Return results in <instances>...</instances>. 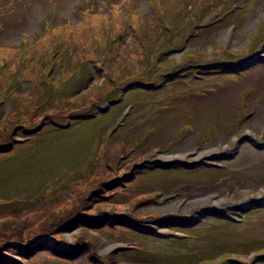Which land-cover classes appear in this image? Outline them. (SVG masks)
<instances>
[{"label": "rangeland", "instance_id": "374dc122", "mask_svg": "<svg viewBox=\"0 0 264 264\" xmlns=\"http://www.w3.org/2000/svg\"><path fill=\"white\" fill-rule=\"evenodd\" d=\"M12 2L13 11L22 14L17 15L21 21L10 30L2 22L0 41L14 40L30 32L32 26L38 29V18L50 0ZM64 2L49 23L66 16L76 20L81 10L99 6V2L88 0H56L57 5ZM263 3L177 0L160 8L151 2L148 7L155 10L157 19L150 23L129 21L122 16L127 10L123 7L120 30L105 20L91 24L84 44L81 36L74 44L59 41L42 65L37 60L52 51L39 55L22 42L10 72L1 74L0 64V76H9L13 94L3 103L0 115L5 120L0 129V264H52L53 259L61 260L57 257L72 264H264V131L249 124L264 106H259L264 102V69L259 60L244 66L264 45V13L250 25L255 13L262 12L253 10ZM210 7L216 8L221 18L220 30L199 38V33L191 32L211 26ZM150 26L155 33L164 34L148 36L145 31ZM227 27L235 28L227 32ZM130 28L138 34L133 41ZM172 30L182 35H174ZM189 33L183 41V35ZM200 39H204L203 46L182 57L183 51L192 50ZM4 47L0 53L12 54L13 50ZM209 49L212 54L218 52L219 58L209 55ZM223 56L224 63L201 66ZM206 68L220 73H231L225 69L255 70L251 80H241L235 86L234 75L230 81L217 82L214 92L193 84L187 85L184 93L178 91L184 87L176 80L182 72ZM224 77L204 73L201 82L210 84ZM91 78L80 89L79 85ZM162 78L170 82L164 90H143L142 86L158 87ZM167 89L173 94H166ZM70 93L75 116H66L68 110L62 103L53 102L56 97L67 99ZM97 108L105 114L67 131L43 130L26 147L9 151L12 146L24 145V138L33 137L45 126L71 117L82 119L81 113L91 116ZM248 127L256 129L254 138L246 137ZM106 131L115 133L102 150ZM185 142L191 149L184 147L185 157L177 158L173 152ZM247 144L256 149L255 157L249 155L252 148ZM204 148L224 151L196 158V152ZM64 150L71 156L87 152L88 158L69 163L65 153L54 158ZM168 154L177 159L165 158ZM194 162L192 169L180 167ZM138 173L141 175L134 176ZM224 180L229 181L232 201L219 209L206 204L181 214L164 213L166 204L174 201L179 205L180 197L191 193L190 185H214L207 188L216 186L225 198ZM205 208L209 210L200 211ZM15 212L20 216L9 217ZM188 216L202 218L177 226L189 220ZM37 251L40 253L30 258ZM62 252L66 255H56Z\"/></svg>", "mask_w": 264, "mask_h": 264}, {"label": "bare ground", "instance_id": "6f19581e", "mask_svg": "<svg viewBox=\"0 0 264 264\" xmlns=\"http://www.w3.org/2000/svg\"><path fill=\"white\" fill-rule=\"evenodd\" d=\"M259 14H260V12L257 11L255 13V15L253 16L252 20L256 19V17H258ZM251 21H250V24H251ZM263 112H264V106L257 111V114L249 121V124L253 125V127H258V128L262 127L263 125H261V126H257V125L260 122V118L262 117ZM247 129H248V132H247L248 135L246 137L250 138V136H251L252 138H254V133H255L256 129H250L249 127ZM247 146L248 145H246V147ZM184 147H188V150L191 149V147L188 146V143L185 142L183 146H180V148H178L177 150H174L173 153H175V156L177 158L182 159V158L185 157L186 151H183ZM207 148H208V146H207ZM207 148H204L202 150L197 151L196 154H195L196 158L199 159L202 155L209 154L210 152L219 153V150H220V148H212L208 152ZM250 148H252V149H248L249 155H251L252 157H255V153L253 151H255L256 149H254L253 147H250ZM220 151H224V149H222ZM176 157H174V156L172 157L171 155L168 154V155H166L165 158H168V159L175 158V159H177ZM222 183L225 184L224 185V190L226 191L225 198L221 197L222 195L220 196L218 194V190L217 189L213 190L212 192H207L205 194L204 193H200V192H196L195 190H191L190 191L191 193L189 195H186L184 197H180L182 199L179 198L181 200L179 205H177L174 201H172V202L166 204L164 207H162V209L165 210L166 212H169V211L183 212V211H186V210L199 208V207H201L203 205H206V204H209V205H211V206H213L215 208H218L222 204L232 201L231 192L228 191V188H227V184L229 185V181L224 180ZM223 184H220V185H223ZM218 186H217V188H219Z\"/></svg>", "mask_w": 264, "mask_h": 264}, {"label": "trees", "instance_id": "16d2710c", "mask_svg": "<svg viewBox=\"0 0 264 264\" xmlns=\"http://www.w3.org/2000/svg\"><path fill=\"white\" fill-rule=\"evenodd\" d=\"M111 25L114 26V27H116L117 29L120 30L121 27H122V22H121V20H118V21L114 22V23L111 24ZM71 30H72L71 28H69L68 26H67V27L65 26V27H63V28H57L55 32H56V34L62 39L65 35H67V32H68V31H71ZM73 31H74V30H73ZM168 31H169V29H168ZM172 31H173V34H174V35H177V36L182 35L181 31H178V32H176V33H174V30H172ZM145 33H146L148 36H150V35H152V34H156V35H157V34H158V35H159V34H161V35L164 34L163 31H160L159 33H155V30H154V27H153V26H150L149 29L145 31ZM171 35H172V34H171ZM163 37H164V36H163ZM164 38H165V37H164ZM90 42H93V39H88V43H90ZM49 44H50V43L48 42V44L46 45V47H47ZM44 48H45V47H44ZM53 52H54V50H53L51 53H49L47 56L42 57L41 60L38 59L37 62L39 61V62L41 63L40 65L45 64L44 62H46V61L49 59V57L53 55V54H52ZM30 70H31V69H28L27 72L29 73ZM33 70H34V68H33ZM9 81H10L9 76H6V75H2V76H0V115H1V112H2L1 108H2V106H3V103H4L7 99H11V98L13 97V94L10 92V88L12 87V83H10ZM60 102L62 103V106L65 107L66 104L68 103V100H67V99H62V98H60ZM4 121H5V120H4ZM4 121H3V119L0 118V129H1V126L3 125ZM106 146H107V145H106V142H105V146H103L102 150L105 149ZM62 153H65V150L62 151V152H60V153H58V155H57L56 157H54V158H55V159H60ZM103 155H104V153L101 155V158H103ZM63 157L65 158V160H66L68 163L71 162V161L74 160V159H77V158H85V157L88 158V156H87V152H84V153H78V154L73 155V156H71L70 153H67V154L65 153V154L63 155ZM91 161L94 163L93 159H91ZM86 163L89 165V161H88V159H87ZM17 216H20V215H17L16 212H15L14 214H10V215H9V217H17ZM4 217H5V215H4ZM24 217H26V216H24ZM0 219H1V217H0ZM46 225H47V224H46ZM9 244H10V243H9ZM52 264H71V263L63 262L62 260H56V259H54V260H52ZM204 264H205V263H204Z\"/></svg>", "mask_w": 264, "mask_h": 264}, {"label": "water", "instance_id": "95a60500", "mask_svg": "<svg viewBox=\"0 0 264 264\" xmlns=\"http://www.w3.org/2000/svg\"><path fill=\"white\" fill-rule=\"evenodd\" d=\"M215 188H216V186L214 188H206V187L194 188V187H192V189L195 190L196 192H200V193H204V194L207 192H212L213 190H215ZM101 248H102V245L99 246V249H101Z\"/></svg>", "mask_w": 264, "mask_h": 264}]
</instances>
